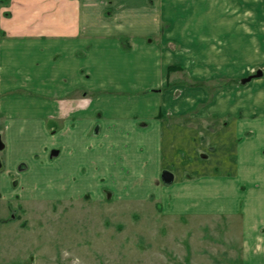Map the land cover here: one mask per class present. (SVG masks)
<instances>
[{"label": "crops", "instance_id": "crops-1", "mask_svg": "<svg viewBox=\"0 0 264 264\" xmlns=\"http://www.w3.org/2000/svg\"><path fill=\"white\" fill-rule=\"evenodd\" d=\"M0 93L26 154L86 156L93 180L119 165L122 196L159 189L172 217L237 218L240 264H264L263 0H0Z\"/></svg>", "mask_w": 264, "mask_h": 264}, {"label": "rangeland", "instance_id": "rangeland-1", "mask_svg": "<svg viewBox=\"0 0 264 264\" xmlns=\"http://www.w3.org/2000/svg\"><path fill=\"white\" fill-rule=\"evenodd\" d=\"M6 125L0 119V264H240L237 218L166 215L159 189L142 202L122 196L119 165L93 180L86 156L32 157Z\"/></svg>", "mask_w": 264, "mask_h": 264}, {"label": "water", "instance_id": "water-1", "mask_svg": "<svg viewBox=\"0 0 264 264\" xmlns=\"http://www.w3.org/2000/svg\"><path fill=\"white\" fill-rule=\"evenodd\" d=\"M264 1V0H263ZM261 76V72L260 71H257L253 76L247 78L245 81H250L252 78H257V77H260ZM2 145H0V150L2 149ZM161 179H162V182L164 184H170L172 182V175L167 173V172H164L162 175H161Z\"/></svg>", "mask_w": 264, "mask_h": 264}, {"label": "flooded vegetation", "instance_id": "flooded-vegetation-1", "mask_svg": "<svg viewBox=\"0 0 264 264\" xmlns=\"http://www.w3.org/2000/svg\"><path fill=\"white\" fill-rule=\"evenodd\" d=\"M0 145H2V147L4 148L3 142L0 141ZM3 148L1 150H3Z\"/></svg>", "mask_w": 264, "mask_h": 264}, {"label": "trees", "instance_id": "trees-1", "mask_svg": "<svg viewBox=\"0 0 264 264\" xmlns=\"http://www.w3.org/2000/svg\"><path fill=\"white\" fill-rule=\"evenodd\" d=\"M7 16V15H6ZM122 43H124L123 41H122Z\"/></svg>", "mask_w": 264, "mask_h": 264}]
</instances>
